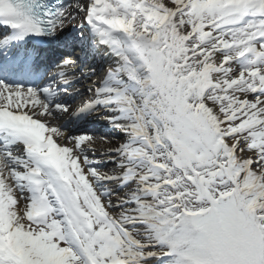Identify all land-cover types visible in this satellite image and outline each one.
<instances>
[{
	"label": "snow or ice",
	"instance_id": "obj_1",
	"mask_svg": "<svg viewBox=\"0 0 264 264\" xmlns=\"http://www.w3.org/2000/svg\"><path fill=\"white\" fill-rule=\"evenodd\" d=\"M0 264H264V0H0Z\"/></svg>",
	"mask_w": 264,
	"mask_h": 264
}]
</instances>
